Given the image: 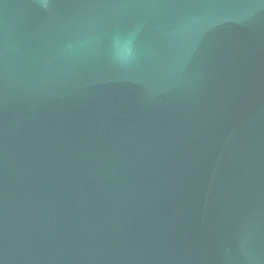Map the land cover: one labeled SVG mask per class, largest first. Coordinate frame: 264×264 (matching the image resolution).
<instances>
[{
    "label": "water",
    "instance_id": "1",
    "mask_svg": "<svg viewBox=\"0 0 264 264\" xmlns=\"http://www.w3.org/2000/svg\"><path fill=\"white\" fill-rule=\"evenodd\" d=\"M0 264H264V0H0Z\"/></svg>",
    "mask_w": 264,
    "mask_h": 264
},
{
    "label": "clouds",
    "instance_id": "2",
    "mask_svg": "<svg viewBox=\"0 0 264 264\" xmlns=\"http://www.w3.org/2000/svg\"><path fill=\"white\" fill-rule=\"evenodd\" d=\"M125 50L128 52V53H130L131 52V49H130V47H125Z\"/></svg>",
    "mask_w": 264,
    "mask_h": 264
}]
</instances>
